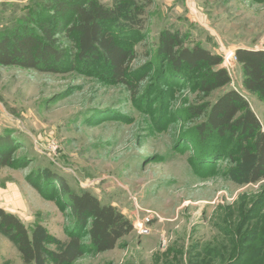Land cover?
Segmentation results:
<instances>
[{
  "label": "rangeland",
  "instance_id": "374dc122",
  "mask_svg": "<svg viewBox=\"0 0 264 264\" xmlns=\"http://www.w3.org/2000/svg\"><path fill=\"white\" fill-rule=\"evenodd\" d=\"M50 1L0 0V38L24 25L38 32L31 23L50 18ZM97 1L123 13L145 9L143 32H117L137 52L134 83L114 84L97 67L0 66V137L14 143L10 166L0 168V207L31 231L44 227L57 251L74 219L56 183L45 181L54 174L135 227L115 250L74 264H264V180L241 183L231 160L239 146L215 137L204 144L195 130L204 119L188 113L235 90L264 127V99L245 88L235 58L239 49L264 50V0ZM165 30L220 55L231 83L205 97L188 69L190 79L172 73L156 52ZM216 142L230 159L215 157ZM148 215L150 234L141 235L135 225ZM0 264H24L1 233Z\"/></svg>",
  "mask_w": 264,
  "mask_h": 264
},
{
  "label": "trees",
  "instance_id": "16d2710c",
  "mask_svg": "<svg viewBox=\"0 0 264 264\" xmlns=\"http://www.w3.org/2000/svg\"><path fill=\"white\" fill-rule=\"evenodd\" d=\"M45 8L51 13L50 18L31 23L38 32L24 25L0 38V66L53 73L64 71L65 67L72 70L97 67L112 83L133 85L131 65L137 52L129 42L120 40L117 32H143L144 7L135 6L137 10L123 13L120 7L106 6L97 0H51ZM156 52L172 73L184 75L183 70L188 69L195 75L205 97L231 83L229 71L220 66L223 63L220 55L200 45L185 46L178 33L165 30ZM235 58L242 67L245 88L264 99V50L239 49ZM188 113L194 119H204L195 129L204 144L215 137L220 142L232 139L239 146L237 158L232 156L231 160L236 163L241 183L257 184L264 180V127L244 97L229 90L213 104L205 102L189 107ZM13 144L10 137H0V168L10 166ZM215 147L216 158H229L217 142ZM45 181L47 184L53 181L59 187L58 194L64 198L74 225L68 241L53 251L49 248L53 240L44 227L38 225L31 231L16 214L0 207V233L17 246L24 264H74L91 252L103 254L115 250L124 237L134 232L135 227L122 212L110 204H102L97 196L72 192L58 175H46ZM36 189L39 190L38 186Z\"/></svg>",
  "mask_w": 264,
  "mask_h": 264
},
{
  "label": "built area",
  "instance_id": "2783aa9c",
  "mask_svg": "<svg viewBox=\"0 0 264 264\" xmlns=\"http://www.w3.org/2000/svg\"><path fill=\"white\" fill-rule=\"evenodd\" d=\"M151 213H149L150 215ZM146 216L143 220H139L138 224L135 225L136 229L138 230L139 234L141 235H149L150 229H149V223L151 222V216Z\"/></svg>",
  "mask_w": 264,
  "mask_h": 264
},
{
  "label": "crops",
  "instance_id": "0c3cea01",
  "mask_svg": "<svg viewBox=\"0 0 264 264\" xmlns=\"http://www.w3.org/2000/svg\"><path fill=\"white\" fill-rule=\"evenodd\" d=\"M9 212H10V211H9ZM11 212H12V210H11ZM18 255H19V257H20L19 251H18Z\"/></svg>",
  "mask_w": 264,
  "mask_h": 264
}]
</instances>
